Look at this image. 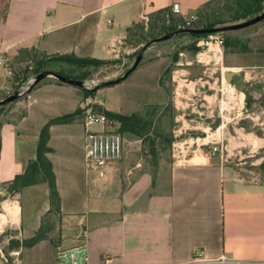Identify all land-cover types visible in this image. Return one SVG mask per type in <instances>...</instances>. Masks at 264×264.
<instances>
[{"label": "crops", "instance_id": "obj_1", "mask_svg": "<svg viewBox=\"0 0 264 264\" xmlns=\"http://www.w3.org/2000/svg\"><path fill=\"white\" fill-rule=\"evenodd\" d=\"M208 1L0 0V57L10 64L20 49L32 48L47 55L118 59L125 65L135 51L126 41V28L173 4L179 6V16L185 19ZM257 52L264 55V42L247 54ZM161 53L168 55L165 45L150 44L128 80L119 83L116 91H120L121 108L129 106L132 83L148 77L152 66H157L156 75L160 74L163 59L168 60ZM169 63L175 66L174 78L179 79L176 103L181 105L182 97H188L194 111L189 117L182 116L184 111L179 115L183 126L178 129L198 133L217 127L219 118L214 115L213 95L198 90L189 96L181 88L187 85L183 83L187 79L181 77L187 71L183 66L191 65L192 61L171 59ZM223 65L224 72L240 73L231 81L235 86L236 82L258 77L259 69L264 68V63L226 64L224 59ZM0 74L2 82H6L8 76ZM131 78L133 82L129 81ZM116 106L106 104V109L116 111ZM239 121L217 128L221 153L216 158L193 155L190 158L199 159L173 161L166 182L162 179L154 182L148 171L136 174L125 186L121 185L120 177L117 190L114 185L119 177L112 170L109 184L107 174L100 189L92 184L96 179L85 172L83 159L82 171L65 160L56 165L50 151L46 156L55 174L58 211L51 209L44 182L15 192L6 190L7 183L24 171L28 157L25 144L20 145L17 126L12 121H3L0 264L7 261L54 264L58 246L72 248L83 240L91 263L108 257L113 264H199L194 258L196 252L202 251L209 259L224 255L233 264H264V182L246 180L224 162V158H229L224 154L226 147H236L242 143L241 139L248 144L259 141L262 145L264 137L246 133ZM52 141L50 134L49 147Z\"/></svg>", "mask_w": 264, "mask_h": 264}, {"label": "rangeland", "instance_id": "obj_2", "mask_svg": "<svg viewBox=\"0 0 264 264\" xmlns=\"http://www.w3.org/2000/svg\"><path fill=\"white\" fill-rule=\"evenodd\" d=\"M157 17H164L166 19L165 24L169 22L167 15L164 13H152L142 22H151L154 27L156 25L155 22L158 20ZM172 17L179 18V16L174 14H172ZM161 24L157 23L156 28L149 30V35H159ZM184 26L187 25L184 24ZM133 29L136 30V26H133ZM221 35L224 39L225 37L238 38L240 42L247 44L253 51L255 47H259L264 42V19L249 27L221 33ZM147 39L149 40L150 38L147 37ZM131 41L135 43L133 39ZM160 42L166 46V51L168 52V55L164 56V53H161L160 56H167L168 60L163 59L164 63L161 65L160 74L156 75L158 68L157 66H152L150 75L148 74L149 76L146 78L141 77L140 82L132 83V78L129 80L132 81L130 95H128L130 101L129 106H124V108H121L120 105V91H116L122 83L94 89L93 91L90 90L101 81L122 75L127 69L126 66L129 68L133 64L135 56L125 65L115 62L105 63L100 66L79 67L69 66L62 62L43 63L44 69L51 70L54 73L55 71H61L74 79H78L76 76L85 70L86 78L82 79V81L85 82L86 88L66 84L53 75H48L27 91L35 77L34 71L38 60H44L45 58L42 57L44 55L32 49L19 52V57L27 58L28 55L31 60L27 58V61H13L9 64L11 66V75L7 77L6 82H2L0 78V96L3 97L2 92H4L5 88H10L11 93L15 91L23 92V95L0 107V125L3 121L9 120L17 126L19 142L20 145L21 143L25 144V151L28 157L25 159L28 163L36 156L37 143L42 128L49 124V136L52 134L54 138L50 148L53 151L52 159L56 165L65 160L77 167L78 170H81L84 153L83 118L84 112L88 107L95 111L104 112L107 110L106 104L115 103L118 110L113 112L139 114L145 120L151 122V127L141 138L132 134L122 133L124 138L123 154L111 171L112 174H116L117 178L119 177V180L116 179V184L114 185L116 190L120 184V177L121 185L125 186L136 174L144 171L151 173L154 182L158 179L166 182L169 165L175 160L172 151L175 143H184L189 146L187 155H194L195 157L197 155H207L216 158L221 153V147L217 146L215 140L208 141L210 137L207 136L216 131V126L208 131L198 133L190 130L185 132L178 129L179 125L183 126L182 120L178 119L179 115L184 111L182 116L189 117L192 116L194 111H191V100L188 97H182L184 100H182L183 103L181 105L176 103L174 97L176 95V86L179 87L177 85L179 79L174 78L172 71L175 66L169 62L171 59L183 62L192 61L191 65L183 66L187 67V71L181 75V77L187 79L183 82L187 85H183L181 88H183L185 94L189 92L186 94L189 96L194 95V92L198 90L202 94L212 95L215 92V87L212 88L213 78L211 77L217 76L219 71L215 70L213 72L208 70L205 64L196 62V53L199 50V46L194 34L183 32ZM144 43L137 47L134 46L135 44L133 46L137 49ZM223 51L226 64L249 65L252 63H264V55L262 53H231L230 49L225 50V48H223ZM259 70L260 72L256 73L258 77L250 81H239L235 84L245 95L243 105L246 112L243 120L239 121L240 125L245 129L246 133L250 132L263 138L264 68ZM152 71L155 76L152 75ZM205 80L208 81L204 82ZM186 101L188 105L184 104ZM214 114L217 116V112ZM59 119L63 123H53ZM90 128L95 129L97 126L91 125ZM240 142L242 143H239L236 147H226L227 150L224 149V154L229 156V158H224V162L244 179L262 181L264 179V141H262V145L259 141L255 144H248L241 139ZM47 145L50 146L48 142ZM189 159L197 161L199 158H187V160ZM128 172L132 174L129 173L127 175ZM111 173H108V184ZM105 181L106 179L93 180L92 184L101 189ZM23 202H27L25 197Z\"/></svg>", "mask_w": 264, "mask_h": 264}, {"label": "built area", "instance_id": "obj_3", "mask_svg": "<svg viewBox=\"0 0 264 264\" xmlns=\"http://www.w3.org/2000/svg\"><path fill=\"white\" fill-rule=\"evenodd\" d=\"M172 13L179 15L181 13L177 4L170 7ZM195 14L188 15L184 20L187 26H192L196 20ZM199 50L196 53V62L205 64L211 71L218 70V75L213 76L212 88L215 87L213 95V108L217 112L219 124L216 131L210 135V140H215L218 147L219 138L217 128L223 129L237 123L245 117V107L243 105L245 95L232 82H228L224 77V38L220 33H208L197 38ZM0 73L6 76L11 75L9 63L0 57ZM208 80H205L206 82ZM191 82V81H190ZM209 85V84H208ZM198 89V88H197ZM1 93V90H0ZM11 93L10 88H5L3 96ZM195 94V92H194ZM204 94V93H203ZM211 95V94H210ZM189 99V98H188ZM215 115V114H214ZM213 116V115H211ZM84 155L83 168L85 172L93 176L96 180H102L112 170L114 165L122 157L124 149V138L118 131V124L110 120L104 112H99L88 107L84 112ZM95 125L97 128L91 129ZM205 139V138H204ZM207 141V143H208ZM203 144V143H201ZM189 146L184 143L173 144V157L175 162H185L190 155H187ZM221 149V148H220ZM194 260L199 264H233L229 262L226 256L221 255L217 259L206 258L202 251L196 252ZM4 264H18L15 261H7ZM54 264H113L108 257L102 258L97 263H91L88 260L86 242L83 240L78 246L72 248H56Z\"/></svg>", "mask_w": 264, "mask_h": 264}, {"label": "trees", "instance_id": "obj_4", "mask_svg": "<svg viewBox=\"0 0 264 264\" xmlns=\"http://www.w3.org/2000/svg\"><path fill=\"white\" fill-rule=\"evenodd\" d=\"M221 3V4H220ZM264 9V0H210L205 3L200 9L196 12V20L192 23V26H200V27H216V26H224L228 24H232L235 22H240L246 20L250 17L255 16L260 13ZM154 13H164L167 15L169 22L165 24L166 19L164 17H157V23H162L159 27V35L177 29L181 26H184L185 20L183 17L174 14L171 12L170 8H164L157 10ZM172 14L179 16V18H173ZM167 19V20H168ZM151 24V22H138L132 24L130 27L126 28V41L130 45H134L137 47L143 42L148 41L147 37L154 38L156 36L149 35L152 28H156L157 26ZM133 26H136V30L133 29ZM229 31H224L221 33H228ZM220 33V34H221ZM157 35V36H159ZM196 38L201 35H195ZM133 39L135 43L131 41ZM133 46V47H134ZM140 48V47H139ZM132 54V57H136L138 49ZM224 48L230 49L231 53H249L251 49L247 44H243L240 42L238 38H230L225 37L224 39ZM236 48V49H235ZM32 48H22L18 51V55L16 56V62L27 61L26 57H19V52L27 51ZM198 49V48H194ZM34 50V49H32ZM45 59L38 60L36 69L34 74L47 70L44 69L43 63H52V62H62L63 64H67L69 66H100L105 63H115L118 62V59L104 60L97 59L92 57H79L74 54H42ZM28 60H31L28 58ZM176 59H173L175 61ZM11 64V63H10ZM11 67V66H10ZM128 68V66H126ZM169 71V69H167ZM55 73L67 76L61 71H55ZM86 71L84 70L81 74L76 77L80 80L86 78ZM75 76V75H73ZM94 89L90 90L93 91ZM4 97V96H3ZM0 96V99L3 98ZM104 113L107 117L113 122L118 124V131L122 133L132 134L138 138L144 136L146 132L149 131L151 127V122L145 120L142 116L137 113H119L113 111L105 110ZM53 123H63L62 120H55ZM60 121V122H59ZM49 124H46L39 135V140L36 148V156L33 160L28 161L26 164L24 171L20 174H16L14 178L7 183L6 190L8 192L19 191L26 186H30L33 184H37L40 182H44L48 186L49 191V200L51 209L58 211L59 210V195L56 187L55 174L52 169V163L50 159L46 156L48 152L51 151V148L47 145L49 139ZM264 182V179L262 180Z\"/></svg>", "mask_w": 264, "mask_h": 264}, {"label": "water", "instance_id": "obj_5", "mask_svg": "<svg viewBox=\"0 0 264 264\" xmlns=\"http://www.w3.org/2000/svg\"><path fill=\"white\" fill-rule=\"evenodd\" d=\"M263 19H264V9L260 13L256 14L253 17H250L246 20H243L240 22H235L232 24L224 25V26H216V27L183 26V27H179L177 29H174L172 31L163 33L159 36H156L154 38L149 39L138 49L133 64L129 68H127L122 75H120L116 78H113V79L101 81V82L95 84L92 87V89H99V88H102L105 86L115 85V84H118L121 81L125 80L130 75V73L138 66L140 61L142 60L145 49L150 44H152L154 42H160V41L167 40V39L173 37L174 35H177V34L183 33V32H187V33H191V34H195V35H204V34H208V33H221L224 31L238 30V29H242V28H246V27H249L251 25H254V24L262 21ZM48 75H53L58 80L66 83V84L74 85V86H77L80 88H86L85 82L82 80H78V79L70 78L68 76L60 75V74L54 73L51 70H44V71L38 73L37 75H35L32 83L28 87L27 91H29L38 81H40L41 79H43L44 77H46ZM238 75H240V73L238 71L229 70V71L224 72V77L228 82H231L233 77L238 76ZM22 95H23V92L21 93V92L15 91V92L7 95V96H4L3 98L0 99V107L7 104V103H10V102L16 100L17 98L21 97Z\"/></svg>", "mask_w": 264, "mask_h": 264}]
</instances>
